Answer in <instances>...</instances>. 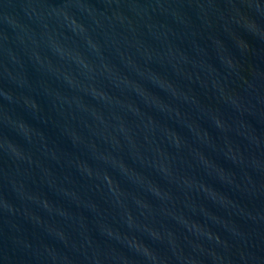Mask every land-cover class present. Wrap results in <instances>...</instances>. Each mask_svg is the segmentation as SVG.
<instances>
[{
	"label": "water",
	"instance_id": "1",
	"mask_svg": "<svg viewBox=\"0 0 264 264\" xmlns=\"http://www.w3.org/2000/svg\"><path fill=\"white\" fill-rule=\"evenodd\" d=\"M0 264H264V0H0Z\"/></svg>",
	"mask_w": 264,
	"mask_h": 264
}]
</instances>
